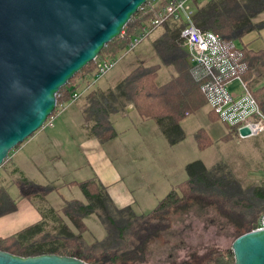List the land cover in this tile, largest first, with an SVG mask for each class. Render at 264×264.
I'll list each match as a JSON object with an SVG mask.
<instances>
[{
  "label": "trees",
  "instance_id": "16d2710c",
  "mask_svg": "<svg viewBox=\"0 0 264 264\" xmlns=\"http://www.w3.org/2000/svg\"><path fill=\"white\" fill-rule=\"evenodd\" d=\"M167 1L152 5V0H148L144 9L140 8L124 27V36L119 35L106 44L97 60L88 63L61 87L53 113L69 102L75 92L91 86L98 61L123 52ZM195 6L194 24L202 31H213L221 36L227 52L238 65L236 73L247 82L264 112V83L257 86L258 78L264 79V50L254 51L248 46L237 45L252 31L264 30V0H203L195 1ZM162 27L164 33L153 46L164 64L175 67L177 75L165 83H158V66H139L113 89L92 92L84 110L90 136L102 143L116 138L118 132L111 116L124 114L131 103L142 119L155 121L171 145L185 139L182 121L202 109L207 99L190 73L187 54L181 45L180 35L185 24L166 22ZM210 119L220 121L213 110ZM228 127L226 138L239 135L237 127ZM195 140L200 150L212 145L211 137L203 129L197 132ZM22 144L10 151L2 166ZM185 170L187 178L184 181L174 185L151 211L138 213L133 206L118 207L107 187L97 178L75 182L85 200H66L57 209L47 202V197L59 188L34 182L20 169H14L13 173L19 175L13 182L18 190L17 197L33 201L41 219L11 236L0 237V249L22 257L71 256L90 264H146L149 243L170 228L171 214L191 201L202 206L213 205L232 225L236 238L255 229L264 213V183L246 182L222 163L208 167L202 160H195L188 163ZM17 209V198L7 186L1 185L0 218ZM89 218L97 219L104 227L102 237H90ZM190 264H235V255L232 247L210 246L202 257Z\"/></svg>",
  "mask_w": 264,
  "mask_h": 264
},
{
  "label": "water",
  "instance_id": "95a60500",
  "mask_svg": "<svg viewBox=\"0 0 264 264\" xmlns=\"http://www.w3.org/2000/svg\"><path fill=\"white\" fill-rule=\"evenodd\" d=\"M148 0H0V167L44 125L61 87L97 59ZM242 137L250 130L241 128ZM235 264H264V229L232 244ZM0 264H90L57 254L22 257L0 249Z\"/></svg>",
  "mask_w": 264,
  "mask_h": 264
},
{
  "label": "crops",
  "instance_id": "0c3cea01",
  "mask_svg": "<svg viewBox=\"0 0 264 264\" xmlns=\"http://www.w3.org/2000/svg\"><path fill=\"white\" fill-rule=\"evenodd\" d=\"M163 33L164 29L162 26L157 28L153 33L157 36L150 40L148 45L151 44L154 49V42ZM237 45L239 47L242 45L248 46L249 49L254 51L264 50V30L252 31L241 41L237 42ZM154 52L156 53L155 49ZM138 53V56L143 57L141 51H138ZM185 53L187 54V52ZM156 55L158 56L157 53ZM158 58L161 60L159 56ZM161 62L152 65L158 66V83H164L158 80L161 76ZM162 64L164 63L162 62ZM164 65L170 68L173 67L176 72L171 74L169 79L177 75L173 65ZM131 71L125 69L114 74H106L96 84L81 90L78 100L73 103L67 102L60 109L61 112L56 116L53 126H46L38 130L19 148L15 149L9 157L11 166L9 174L13 178V182L19 176L13 173V170L18 168L28 179L34 182L42 185L51 184L59 188V190L51 192L47 197V202L53 207H55L56 198L61 201L78 199L75 197L66 198L62 195V192L67 189L78 188L77 185H74L75 182L90 178H97L107 187L110 196L118 207L133 206L137 211V208L144 205L142 201L146 200L147 196L151 199L157 194V186L176 167L171 163L174 155L173 151L185 139L175 145H171L169 141H166L163 142L164 146H162L161 135L163 133L158 125L153 120L142 119L131 103H128L124 114L116 113L111 116L118 136L106 143H102L98 138L90 136L87 124H85L84 110L88 107V96L96 90L109 91L113 89ZM263 83L264 79L258 78L257 86L259 87ZM230 85L234 90L240 89L237 81H233ZM215 122H220L224 129L227 130V133L221 139L223 140L230 129L221 121ZM205 131L210 136L209 132ZM163 137L165 136L163 135ZM248 137H242L240 134L233 135L231 141L236 140L239 145L245 147L246 144H243V142ZM256 137L261 139L259 143L264 141V133ZM114 142H117V144L110 146ZM119 143L122 145L117 150L114 147H117ZM260 145L257 143L253 147H248L246 151L251 152L254 150L255 152L258 149V151L260 150L259 153H261L264 145ZM162 150L168 158V166L162 156ZM157 165L165 173H159L157 167H155ZM22 200L25 201V199ZM79 200L84 201L85 197L84 199L79 198ZM23 202L20 205L18 204V209L15 212L0 218V237L11 236L41 219L40 212L34 210L37 207L33 203ZM18 213H25L23 217L31 216L34 221L25 227L16 229L20 223V218L15 216Z\"/></svg>",
  "mask_w": 264,
  "mask_h": 264
},
{
  "label": "rangeland",
  "instance_id": "374dc122",
  "mask_svg": "<svg viewBox=\"0 0 264 264\" xmlns=\"http://www.w3.org/2000/svg\"><path fill=\"white\" fill-rule=\"evenodd\" d=\"M161 31V30H160ZM154 33V32H153ZM151 34L148 39H145L133 51L127 54L119 64L108 74H114L117 71L133 70L139 66H152L161 62L149 41L154 39L157 35ZM154 35V36H153ZM152 36V37H151ZM138 51H141L142 56H138ZM120 52L119 54H121ZM161 76L160 82H167L170 80V75L175 74L173 67L165 66L160 63ZM107 74V75H108ZM210 107L206 104L200 111L189 115L182 122V127L185 132V140L181 142L173 151L172 165L176 166L170 175L165 177L158 186V192L151 199L147 196L146 200L142 201L143 206L137 208L138 213H147L151 211L158 202L163 199L176 183H180L187 178L185 166L195 160H202L208 167L214 166L218 163L225 164L236 177H239L246 182L261 184L264 183V148L261 153L258 149L254 152H247L248 147H253L261 140L258 137H248L244 139L243 145H239L237 141H231V138L222 137L227 133V130L220 122H213L210 119ZM205 129L209 132L213 145H210L206 150H200L197 147L195 138L199 130ZM230 129V128H228ZM161 145L163 142H168L163 134L161 135ZM165 138V139H164ZM117 142L111 143L110 146L116 145ZM169 144V143H168ZM122 145L119 143L118 148ZM264 145V141L261 143ZM260 145V146H261ZM114 150V149H113ZM115 151V150H114ZM254 153V154H253ZM253 154V157H252ZM162 156L168 166V158L162 150ZM166 166V167H167ZM159 173H165L160 170L157 165ZM11 166L7 161L4 166L0 167V186L4 185L9 188L13 197L18 196L17 187L13 184V178L9 172ZM11 185V186H10ZM10 186V187H9ZM64 197L82 198L83 194L78 188L67 189L62 192ZM55 198V196H53ZM23 198L17 199V205L21 204ZM63 201V202H62ZM59 200L56 198L55 207L61 208L66 200ZM24 202L33 201L25 199ZM23 202V203H24ZM34 204V203H33ZM36 206V205H34ZM37 207V206H36ZM35 208V207H34ZM38 209V208H37ZM36 212H39V210ZM25 213L15 214L19 217V227H25L34 221L31 216L23 217ZM171 226L164 231L159 238L152 240L147 248V263L146 264H190L195 259L202 257L208 247L213 246L220 249L231 248L237 236L231 224L221 215L213 205L202 206L196 201H191L187 206L180 208L171 214ZM90 226V237H102L104 235V227L95 218L87 219ZM89 237V235H88Z\"/></svg>",
  "mask_w": 264,
  "mask_h": 264
},
{
  "label": "built area",
  "instance_id": "2783aa9c",
  "mask_svg": "<svg viewBox=\"0 0 264 264\" xmlns=\"http://www.w3.org/2000/svg\"><path fill=\"white\" fill-rule=\"evenodd\" d=\"M161 1L152 0V5ZM195 1L203 0L167 1L157 10L156 16L132 38L121 54L98 61L92 83L96 84L112 71L127 54L145 39H148L157 28L166 22L183 23L185 27L180 35L181 45L187 52L190 73L193 79L200 84L201 90L206 96L207 105L218 115L221 122L230 127H237L239 134L241 128H248L250 130L249 136H259L264 133V112L249 89L247 82L236 73L238 65L227 52L221 36L213 31H202L194 24ZM141 9H144V6ZM124 34L122 31L121 36ZM233 81L239 83V90L231 88L230 84ZM80 95L81 91L75 92L69 102H75ZM66 103L59 106L55 113L49 116L44 127L53 126L56 116ZM263 229L264 213L260 216L254 230Z\"/></svg>",
  "mask_w": 264,
  "mask_h": 264
}]
</instances>
